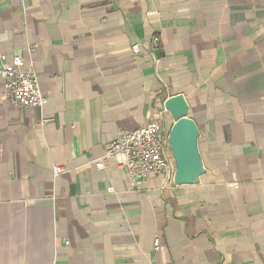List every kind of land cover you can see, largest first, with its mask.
<instances>
[{"label":"crops","instance_id":"crops-1","mask_svg":"<svg viewBox=\"0 0 264 264\" xmlns=\"http://www.w3.org/2000/svg\"><path fill=\"white\" fill-rule=\"evenodd\" d=\"M13 53L47 101L15 105L0 76V264H264V0H0ZM172 97L199 133L189 182ZM158 114L167 174L95 166Z\"/></svg>","mask_w":264,"mask_h":264},{"label":"built area","instance_id":"built-area-1","mask_svg":"<svg viewBox=\"0 0 264 264\" xmlns=\"http://www.w3.org/2000/svg\"><path fill=\"white\" fill-rule=\"evenodd\" d=\"M159 36L153 35L151 43L159 45ZM138 52L139 45L131 47ZM2 66L0 76L4 80L6 97L22 108H39L47 96L41 91L39 77L31 69H23L25 62L19 53L0 54ZM115 159L118 166L133 180H145L152 175L163 176L170 170L165 142L160 133V114L154 120L140 125L132 131H124L109 142L103 155L95 161L97 168H103L105 162ZM64 172L63 167L55 166L54 175ZM159 245L156 239L155 248Z\"/></svg>","mask_w":264,"mask_h":264},{"label":"water","instance_id":"water-1","mask_svg":"<svg viewBox=\"0 0 264 264\" xmlns=\"http://www.w3.org/2000/svg\"><path fill=\"white\" fill-rule=\"evenodd\" d=\"M178 101L179 97H172L165 102V106L177 117L169 131L168 141L175 159V179L182 183L191 181L199 170L196 145L199 133L194 121L183 114L182 108L175 107Z\"/></svg>","mask_w":264,"mask_h":264}]
</instances>
